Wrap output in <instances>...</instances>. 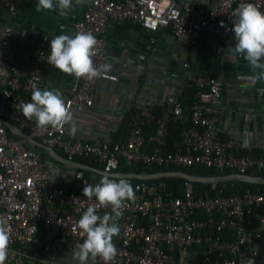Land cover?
Returning <instances> with one entry per match:
<instances>
[{
	"label": "built area",
	"instance_id": "1",
	"mask_svg": "<svg viewBox=\"0 0 264 264\" xmlns=\"http://www.w3.org/2000/svg\"><path fill=\"white\" fill-rule=\"evenodd\" d=\"M22 2L0 0V12L14 16ZM241 2H252L264 12V0H218L215 6L180 0H87L72 22L70 35L91 32L96 37L92 57L96 66L106 64L104 34L110 20L132 21L153 32L170 30L185 47L195 46L202 38L234 41L231 21ZM13 32L8 22L0 27V117L70 159H93L101 166L97 169L125 178L133 186L135 198L125 201L117 221L120 232L113 242L118 254L111 264H264V251L255 245L263 239L255 226L264 219V191L247 188L241 194L227 195L218 183H209L214 194L195 195L192 181L185 179L180 185L182 194L175 195L161 178L115 175L121 172V163L204 165L218 174L263 171L264 144L259 153L239 155L238 141L223 138L217 128L221 78L208 73L196 76L193 98L187 105L170 93L159 103V114L140 105L131 107L124 138L86 139L70 135V125L41 129L34 119L22 115L19 105L30 101L33 87L42 88L41 65L53 66L48 64L50 51L40 46L16 49ZM100 79L118 82L120 72L106 71L93 80L73 75L65 102L77 128L81 122L76 112L93 106ZM150 123L155 126L146 136ZM172 123L180 124V139L164 150ZM9 131L0 121V217L10 233L5 264H54V255L74 253L83 242L77 221L89 205L97 204L100 215L111 211L82 193L85 184L98 183L103 173L92 170L96 178H90L83 169L62 164L46 152L44 157L28 139ZM195 244L204 247L195 251ZM96 263L104 264L99 257Z\"/></svg>",
	"mask_w": 264,
	"mask_h": 264
},
{
	"label": "crops",
	"instance_id": "2",
	"mask_svg": "<svg viewBox=\"0 0 264 264\" xmlns=\"http://www.w3.org/2000/svg\"><path fill=\"white\" fill-rule=\"evenodd\" d=\"M180 1L205 6L218 3V0ZM85 2L87 0L77 5L74 0L71 9L62 11L57 7L38 12V0H23L14 16L0 12V27L5 22L12 25V42L15 41L18 47L40 46L50 51V41L54 36L70 35L72 22L81 15ZM104 37L106 64L111 65L108 71L120 72V79L118 82L98 81L93 106L76 112L81 122L76 135L86 139L111 138L128 117L131 107L140 105L150 109L158 106L170 93L185 101L188 85L193 84L196 76L208 73L221 78L224 84L216 122L222 137L236 139L238 151L261 149L264 144V92L261 91L264 84L253 80V70L242 55L230 52L228 46L234 45V41L202 38L195 46L185 47L181 38L170 30L153 32L128 20H110ZM41 75V89L59 90L65 100L73 75L45 64L41 65ZM88 177L96 178L92 172ZM255 230L263 235L255 245L264 251V219L255 226ZM12 247L18 248V244ZM196 248L199 247L194 246L193 249L196 251ZM73 254L60 251L52 261L54 264H78Z\"/></svg>",
	"mask_w": 264,
	"mask_h": 264
},
{
	"label": "clouds",
	"instance_id": "3",
	"mask_svg": "<svg viewBox=\"0 0 264 264\" xmlns=\"http://www.w3.org/2000/svg\"><path fill=\"white\" fill-rule=\"evenodd\" d=\"M83 0H75L77 5ZM71 9L73 0H38L36 11ZM230 31L234 34V45H229L233 55H242L253 70V80L264 82V12L252 2H241L233 12ZM221 27H225L221 21ZM63 30V26H61ZM97 39L91 32H76L73 35L60 34L50 41L48 64L60 71L85 77L88 80L99 78L108 71L111 65L96 66L93 62ZM259 69L257 72L256 70ZM264 92V89L261 90ZM22 115L35 120L37 127L49 126L62 129L70 125V135L77 132V124L70 107L59 90L39 89L33 87L29 102L20 105ZM246 146V145H245ZM83 196L88 200L95 198L99 206L110 207V212L98 213L97 204L89 205L77 221V226L84 236L83 242L77 245L73 258L78 264H95L97 257L104 264H111L118 254L113 238L119 235L118 219L122 216L124 203L135 198L131 183L125 178H115L109 172L101 174L98 183L85 184ZM10 233L6 220L0 217V264L8 258Z\"/></svg>",
	"mask_w": 264,
	"mask_h": 264
},
{
	"label": "trees",
	"instance_id": "4",
	"mask_svg": "<svg viewBox=\"0 0 264 264\" xmlns=\"http://www.w3.org/2000/svg\"><path fill=\"white\" fill-rule=\"evenodd\" d=\"M12 45L16 49L20 48V46L18 47L15 45V41L12 42ZM187 89H188V91H185V93H184L187 100H185V101L183 100L186 105L193 98V94H194L193 84L188 85ZM160 110H161L160 106H154L151 108V111L155 114H159ZM185 112H186V114H189V110L186 107H185ZM126 121H127V118H125V120L122 122V125L116 131V133L114 135V139L118 138L119 136L122 138L125 137ZM154 126H155L154 123H150L145 127L146 136H148L153 131ZM179 132H180V124L179 123L178 124L172 123L170 125L169 134L167 137V144H166V146H164V150H169L177 144V142L180 139ZM10 134H11V132H10ZM30 146L33 147L34 149L42 152L43 153L42 155L44 157L48 156L45 153V151L38 148L37 146H35L33 144H30ZM59 151L61 153H63L61 150H59ZM259 152H260V150H252V151H242V150L238 151V150H236V153L239 155L250 154V153L256 154ZM76 159L79 161L85 162V163L89 164L90 166H93L96 168L101 167L97 162H95L93 159H90V158L76 157ZM174 169H182V170L188 171V172L193 173V174H198V175H211V174H218L219 173L216 169L209 168V167H206L204 165H193L191 167H180V166H175V167L169 166V167H167V166H161V165H147V164H142V163H134L132 165H125L124 163H121L120 168H119V170L121 172H137V173H144V172L150 173V172H157V171H161V170H174ZM83 170H84V173L86 176H88L89 173L92 172L91 170H87V169H83ZM229 172H230V170H228V171L226 170L222 174L229 173ZM247 172L253 173V174L264 175V170L261 172L249 170ZM161 179L165 180L168 183L169 189L175 195H181L182 194V190L180 188V185H181V183H183L185 181V179L179 178V177H164ZM192 184L194 187L195 195L204 194L206 192H209L210 194L215 193V191H213L211 189V185L209 183L192 182ZM218 186L222 187L224 190V193L227 195H229V194H241L247 188H249L253 191H264V184H255V183L235 181V180H229L226 182H219ZM194 246H196V247L198 246L199 248H196L198 250H201L204 247L203 244H195ZM194 246H193V248H194Z\"/></svg>",
	"mask_w": 264,
	"mask_h": 264
},
{
	"label": "water",
	"instance_id": "5",
	"mask_svg": "<svg viewBox=\"0 0 264 264\" xmlns=\"http://www.w3.org/2000/svg\"><path fill=\"white\" fill-rule=\"evenodd\" d=\"M0 121L3 122L7 128L17 134L18 136L28 139V141L37 146L38 148L45 151L50 157L54 158L58 162L62 164H66L69 166H73L80 169H90L96 170L100 173H104L102 169H97L89 164L76 160L70 159L66 157L64 154L59 152L53 147H50L36 138L29 136L23 129L18 127L17 125L11 123L9 120L0 117ZM117 176H129L138 179H156V178H164V177H179L183 179L190 180L192 182H202V183H219L223 181L235 180V181H243L255 184H264V175L253 174V173H241V172H229L224 174H211V175H198L193 174L188 171L182 169H174V170H161L157 172L150 173H137V172H115Z\"/></svg>",
	"mask_w": 264,
	"mask_h": 264
}]
</instances>
